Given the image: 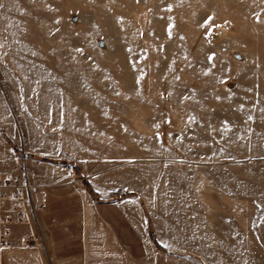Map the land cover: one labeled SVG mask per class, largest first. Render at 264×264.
<instances>
[{"label": "rangeland", "instance_id": "374dc122", "mask_svg": "<svg viewBox=\"0 0 264 264\" xmlns=\"http://www.w3.org/2000/svg\"><path fill=\"white\" fill-rule=\"evenodd\" d=\"M2 173L45 264H264V0H0Z\"/></svg>", "mask_w": 264, "mask_h": 264}, {"label": "built area", "instance_id": "2783aa9c", "mask_svg": "<svg viewBox=\"0 0 264 264\" xmlns=\"http://www.w3.org/2000/svg\"><path fill=\"white\" fill-rule=\"evenodd\" d=\"M33 194L34 187L25 173L19 179L7 176L0 183V252L10 247L14 229L32 228Z\"/></svg>", "mask_w": 264, "mask_h": 264}, {"label": "crops", "instance_id": "0c3cea01", "mask_svg": "<svg viewBox=\"0 0 264 264\" xmlns=\"http://www.w3.org/2000/svg\"><path fill=\"white\" fill-rule=\"evenodd\" d=\"M7 176L11 175L0 174V183ZM35 241L38 240L28 226L17 227L14 229L10 247L0 252V264H45L43 252L40 246L35 245Z\"/></svg>", "mask_w": 264, "mask_h": 264}, {"label": "trees", "instance_id": "16d2710c", "mask_svg": "<svg viewBox=\"0 0 264 264\" xmlns=\"http://www.w3.org/2000/svg\"><path fill=\"white\" fill-rule=\"evenodd\" d=\"M8 142L9 144L12 146V148L14 149L15 153L17 155L23 156V153L21 150H19V148L17 147V145L14 143V141L9 137L8 138ZM45 160V159H44ZM46 161V160H45ZM93 192V191H92ZM116 195V194H115ZM121 195H126V196H130V193H125V192H121ZM117 196V195H116Z\"/></svg>", "mask_w": 264, "mask_h": 264}, {"label": "snow or ice", "instance_id": "6c2138e0", "mask_svg": "<svg viewBox=\"0 0 264 264\" xmlns=\"http://www.w3.org/2000/svg\"><path fill=\"white\" fill-rule=\"evenodd\" d=\"M211 58V57H210Z\"/></svg>", "mask_w": 264, "mask_h": 264}]
</instances>
